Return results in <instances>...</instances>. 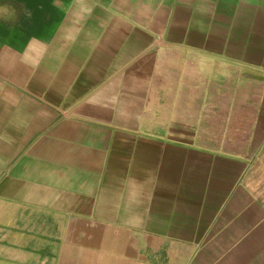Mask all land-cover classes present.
Wrapping results in <instances>:
<instances>
[{
    "label": "crops",
    "instance_id": "1",
    "mask_svg": "<svg viewBox=\"0 0 264 264\" xmlns=\"http://www.w3.org/2000/svg\"><path fill=\"white\" fill-rule=\"evenodd\" d=\"M0 264H264V0H0Z\"/></svg>",
    "mask_w": 264,
    "mask_h": 264
}]
</instances>
